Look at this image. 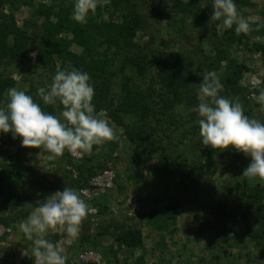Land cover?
<instances>
[{"label": "rangeland", "instance_id": "obj_1", "mask_svg": "<svg viewBox=\"0 0 264 264\" xmlns=\"http://www.w3.org/2000/svg\"><path fill=\"white\" fill-rule=\"evenodd\" d=\"M34 1L36 5L46 2ZM189 1L130 0L118 8L110 4L100 7L106 22L122 23L137 15L141 25L132 46L121 50L109 48L102 38H96L94 52L89 56L83 48L72 44L69 52L82 58L81 65L67 59L55 60L46 66L37 41L30 43L23 67L38 77V80L32 79L42 86L51 83V77L58 70L76 68L85 72L94 60H110L115 64L116 73L112 78L111 97L122 99L125 95L122 85L127 81L131 90L144 93L148 106L144 120L140 118V110L133 118L123 117L124 126L113 121L107 111L95 108L96 113L105 114L120 140L93 146L90 153L81 156L74 157L65 151L71 164L62 158L48 161L42 149L5 148L12 153L21 151L23 159L15 165V173H20L21 178L13 186V194L31 197L34 205L47 195L63 191L64 187L77 189L73 181L80 176L78 167L86 170L88 186L83 190L88 194L82 199L94 211L83 221L79 236L71 243H65V234L49 232L47 236L64 247L71 264H76L81 254L90 252L100 257V264H264V249L255 246L249 237L250 232L254 234L263 228L264 200L263 206L256 204L252 211H247L251 202L249 192L257 186L264 189V182L241 178L246 167H240L239 156L250 157L235 149L218 152L202 144L199 117L192 119L189 106L191 98L198 99L203 72L215 71L223 81L232 64L244 65L246 70L240 84L251 92L239 100L249 118L264 123L261 105L252 98L253 91L260 90L264 83V56L253 50L254 43L264 44V0L236 4L243 17L257 19L251 23L252 31L246 34L242 45L229 46L228 58L223 62L218 61L217 51L223 45L227 47L230 29L219 28L220 21L211 22L213 0H199L200 5L210 8L203 22L196 13L180 11V3ZM33 11L24 6L14 10L19 26L26 21L33 23L28 27L29 33L45 21L33 18ZM66 37L73 39L71 34ZM32 53H36L35 58ZM174 62L177 63L175 74L185 79L186 88L171 112L165 109V100H172L173 96H167L166 92L162 95L159 64ZM39 70H45L49 76L36 74ZM12 78L16 88L28 90L30 80L17 74ZM61 109L59 104L53 106L54 115ZM138 128L147 133L142 141L135 143L130 141L127 131ZM10 165L8 157L0 158V187L3 171ZM65 168L72 179L66 177ZM184 174L200 181L198 189L186 186ZM44 191L47 192L44 194ZM218 202L227 203L230 218L210 214L204 208L206 203ZM2 203L0 199V207ZM171 204L181 206L173 220L153 218L154 211H163ZM31 211L20 208L15 216L6 214L10 226L0 222V264H34L32 241L19 230L20 223ZM136 230L141 232L142 246L130 248L119 241L128 231Z\"/></svg>", "mask_w": 264, "mask_h": 264}, {"label": "clouds", "instance_id": "obj_2", "mask_svg": "<svg viewBox=\"0 0 264 264\" xmlns=\"http://www.w3.org/2000/svg\"><path fill=\"white\" fill-rule=\"evenodd\" d=\"M110 0H74L71 18L85 24L97 9ZM211 22L232 29L237 34L252 31L256 17H243L237 11L234 0H213ZM35 58L36 53L31 54ZM42 69V68H37ZM198 85L199 103L190 109L198 114L199 135L204 146L223 152L235 149L251 158L250 165L241 178L264 182V123L245 115L239 98L229 99L223 91L219 75L215 71L203 72ZM38 80V77H34ZM6 107H0V133L19 137L22 147L39 149L47 153L48 161H56L65 151L81 156L90 153L93 146L119 141L120 136L103 112L96 113L92 103L95 90L90 76L76 68L58 70L46 86H37V96L44 105L62 106L58 115L45 112L40 103L24 90L11 87L6 90ZM264 112V89L252 97ZM40 156V153H39ZM86 190L64 187L38 200L36 205L25 204L31 213L19 225L25 238L32 241L34 264H66L65 249L60 243L47 238L49 232L66 235L65 243L79 236L86 217L94 211L82 199ZM24 255V252H23Z\"/></svg>", "mask_w": 264, "mask_h": 264}, {"label": "trees", "instance_id": "obj_3", "mask_svg": "<svg viewBox=\"0 0 264 264\" xmlns=\"http://www.w3.org/2000/svg\"><path fill=\"white\" fill-rule=\"evenodd\" d=\"M45 1L46 2L36 5L34 0H0V106L7 104L6 90L11 87H16L17 83L12 78V75L17 74L25 80H30L29 88L25 91L26 94L32 95L34 100L40 103L45 112L54 114L53 106L44 105L37 96V86L42 87V85L32 79L34 77L33 73L30 74L29 71L24 69V61L28 55V49L31 42L36 43L37 41L39 54L43 58L44 63L47 64L46 66L54 63L55 60L66 61L67 59L81 65L82 58L69 52V48L72 44H76L83 48L89 56L94 52L96 38H102L103 43L109 48L121 50L125 47L132 46L136 30L141 25V19L137 15H131L132 17L130 20L122 23H116L113 21L106 22L101 8L97 9L94 16H89L87 23L80 24L71 18L74 0ZM124 2L129 3L130 0H110L109 4L113 8H118L120 4ZM234 2L238 5H246L250 0H234ZM20 6L33 9V18H44L45 20L39 27H36L37 30L32 33H29L28 31L33 24L31 21L24 22L23 26H19L16 21L14 10L16 7ZM6 8H8V11H6ZM179 8L183 13H196L198 15V20L202 22L210 13V8L203 4L200 5L199 0H190L189 3H180ZM113 15L112 12L111 19L113 18ZM234 29L235 26H233V28L230 29V32H228L229 36L226 38L227 47L223 45V48H220L217 51L219 62L227 60L229 46H234L235 44L240 46L247 37L246 34H237ZM69 34L73 35V39L66 37V35ZM253 50L264 56V44L254 43ZM134 64L139 67L142 66L141 63ZM151 64L155 65L154 62ZM176 66V62L171 64H159V74L162 81V95L166 92L168 93L167 96H173L172 100H165V109L171 112L173 111L174 103H179L181 101L183 92L186 88L185 79L179 78L175 74ZM114 67L115 64L113 61H104L101 59L94 60L92 67H86L88 70L87 73L90 76V82L95 90V95L92 101L94 107L96 110L107 111L109 117L119 126H124L123 117L133 118L138 115L140 110H142V112L140 111V118L144 120V116L147 115L148 106L145 101V95L141 90H131L126 81L124 85H122L125 93L123 98L116 100L111 97L112 78L115 76L114 74H116L113 69ZM230 68V73H228L226 79L221 81L224 87L220 95L229 99L244 98L247 93L249 94L251 92L240 84L246 67L244 65L232 64ZM35 73L49 76L45 70H39ZM261 89H264V83ZM260 90L253 92L258 95ZM198 103L197 97H194L190 99L189 106L192 109L196 107ZM245 115L249 117L247 112H245ZM170 116L172 117L173 115ZM190 116L195 120L198 114L190 111ZM146 133L145 129L138 128L133 131H127V136L130 141L137 143L145 138L144 134L146 135ZM21 145L22 141L19 137L13 139L11 133H0V158L8 157L11 162L7 171H3L1 178L2 184L0 187V199L3 202L0 207V222L7 226H10V223L6 219V214L15 216L20 208L22 211L23 209H31L25 204H32L35 206L31 201V197H20L14 195L12 192L13 186L18 184L21 178L20 173H15V165L19 164L23 159L21 151L18 153H12L9 149L5 148L10 146L21 150L24 148ZM61 158L65 163L71 164L70 162H72L71 159H69L68 153ZM239 159L241 161V168H247L251 163V159H246L243 155H240ZM78 170L80 171V176L73 182L77 190H80L88 186V180L85 177L86 170L83 169L82 166H79ZM64 173L66 177L72 179V175L66 168L64 169ZM22 175H24V173H22ZM183 179L188 183L186 185L188 188H193L194 190L198 189L200 181H195L188 174H184ZM46 192L47 191H44V194ZM249 195L251 202L247 205L248 212L252 211L253 206L256 204L263 206V188L257 186L249 192ZM180 208L181 206L179 204H171L163 211H154L152 215L154 219L163 220V218H170L173 220L178 214ZM204 208L210 214L230 218L227 203L225 202H218L215 204L206 203ZM244 218L245 221H247V217ZM262 226L263 228L261 231L254 234L250 232L249 237L255 246L264 249V219L262 221ZM119 241L130 248H138L143 244L141 232L137 230L128 231L119 238ZM66 264L71 263L66 261Z\"/></svg>", "mask_w": 264, "mask_h": 264}, {"label": "built area", "instance_id": "obj_4", "mask_svg": "<svg viewBox=\"0 0 264 264\" xmlns=\"http://www.w3.org/2000/svg\"><path fill=\"white\" fill-rule=\"evenodd\" d=\"M88 191L86 190V193L84 194L87 195ZM76 264H100V257L95 255L94 253H83L80 255L79 260L77 261Z\"/></svg>", "mask_w": 264, "mask_h": 264}]
</instances>
